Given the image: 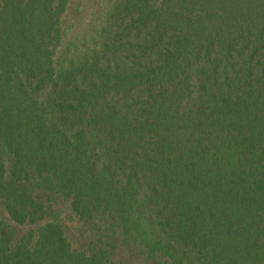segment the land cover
<instances>
[{
	"label": "trees",
	"instance_id": "1",
	"mask_svg": "<svg viewBox=\"0 0 264 264\" xmlns=\"http://www.w3.org/2000/svg\"><path fill=\"white\" fill-rule=\"evenodd\" d=\"M69 2L0 0V264H264V0Z\"/></svg>",
	"mask_w": 264,
	"mask_h": 264
},
{
	"label": "rangeland",
	"instance_id": "2",
	"mask_svg": "<svg viewBox=\"0 0 264 264\" xmlns=\"http://www.w3.org/2000/svg\"><path fill=\"white\" fill-rule=\"evenodd\" d=\"M110 0H70L64 20L65 40L58 48V60L74 57L80 52H84L91 44L89 37L93 35V27L98 28V23L94 24V19L106 9ZM59 215V220L63 226L67 241L72 249H87L90 243V233L86 227L78 223L71 213L68 204L59 203L55 207ZM0 216L16 231L17 234L25 232V227H16L8 219L7 214L0 208ZM117 262L130 260L133 264H143L137 250L127 247L116 248L114 252Z\"/></svg>",
	"mask_w": 264,
	"mask_h": 264
}]
</instances>
